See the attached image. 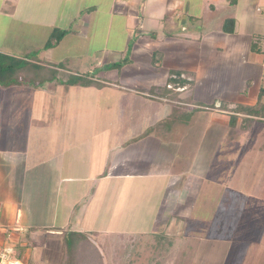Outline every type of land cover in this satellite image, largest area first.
I'll return each instance as SVG.
<instances>
[{
  "label": "rangeland",
  "instance_id": "rangeland-1",
  "mask_svg": "<svg viewBox=\"0 0 264 264\" xmlns=\"http://www.w3.org/2000/svg\"><path fill=\"white\" fill-rule=\"evenodd\" d=\"M191 1L195 16L202 14L210 26L223 25L226 20H240L245 22L240 23V28L247 31V25H250L245 18L247 14L251 18L264 16V7L258 3L253 5L251 14L245 8H235L236 0ZM110 2H79L84 5L80 7L84 16L93 11L92 6L96 3H100L97 8L100 12L93 14L92 32L85 36L81 33L78 37H69L74 25L71 29L66 25L77 12V0L58 7L60 14L55 17L49 15L50 9H43L45 13L36 17L37 22H46L39 23L43 27L22 25L13 28L3 12L0 13V54L43 62L60 71L57 80L62 77L63 84L72 87L71 93L54 98L48 111L38 102L34 108V102L29 99L34 95L32 89L16 93L15 97L20 98L12 101L14 94L8 92L12 90L0 88V118L5 121L1 124L12 129L0 131V149L15 154L21 150L31 151L37 158L41 155L43 158L51 154L43 147H51L53 172L47 185L49 194L60 184H57L60 168L56 166L62 150L68 152L69 170L64 161L62 174L71 178L78 174L86 180L84 183L60 184L61 190L67 185L73 194L72 199L66 200L67 211L76 198L85 195L88 201L72 217L71 230L81 226L87 228L83 233L99 248L103 264H264V119L253 113L238 114L234 109L240 105H229L223 100L192 105L193 98L188 99L191 90L181 93L175 101L153 98L148 102L127 93L131 88L118 90L112 99H104V95L89 89L90 79L122 82L124 74L130 73L129 49L133 40L126 46L118 33L115 36L111 33L109 39L106 37L105 20ZM210 4L216 9L211 10ZM262 22L255 29L258 36L252 41L254 46L249 61L262 65L260 82L264 90ZM44 27L51 33L56 30L67 36L61 39L59 46L51 42L53 46L44 49L50 36ZM44 50V58L39 57ZM108 51H112V57L107 56ZM170 51L173 57L176 52L172 48ZM219 52L212 49L213 60L205 61L201 67L205 73L202 75H206L202 78V91L211 82L207 78L212 72L208 66L219 57ZM207 55L201 52L203 60ZM165 60L154 61L153 67L159 68ZM110 61L115 64L114 68H110ZM98 63L103 65L102 68H98ZM253 74L245 81L246 87L256 85L258 78L252 77ZM179 77L171 72L169 82L181 83ZM136 90L132 89V92ZM184 100L189 105L183 104ZM262 104L260 108L264 112V98ZM168 112L172 119L162 121ZM235 114L237 123L232 127L230 119ZM216 117L219 118L217 122ZM175 121L181 123V127H176V135L158 142L154 148L150 140L156 139L160 132L166 133ZM157 122H160L157 130H145ZM47 129L53 133L52 137L46 136ZM101 138L103 143L100 144L98 139ZM107 138H112V202L111 208L101 209L90 200L92 188L97 184L94 175L105 169L100 168L96 158H99L98 152L109 149L104 143ZM81 152L78 163L81 167H78L75 156ZM123 160L127 168L117 166ZM42 167L33 171H45L44 163ZM126 172L133 176L141 173L144 177H121L120 180L115 177ZM42 187L46 186L38 187L37 192ZM42 202L35 201L38 205ZM65 214L66 208L56 217L58 227L66 225ZM36 216L33 215L32 220L37 223L40 219L48 224L53 222V217Z\"/></svg>",
  "mask_w": 264,
  "mask_h": 264
},
{
  "label": "crops",
  "instance_id": "crops-1",
  "mask_svg": "<svg viewBox=\"0 0 264 264\" xmlns=\"http://www.w3.org/2000/svg\"><path fill=\"white\" fill-rule=\"evenodd\" d=\"M71 1L73 2L74 0H0V13L3 12L4 18L9 19V23H11L13 28L21 27L22 25L43 27L40 24L46 22L44 20L43 22H37L38 20L36 19L40 13L44 12L43 9H50V14H48L55 17L60 14L57 12L58 7L69 4ZM80 1L82 0H77L75 5L77 12L73 14L74 18L68 20L66 24L67 27L70 25L69 29L74 25L72 33L68 34L69 37H78L81 33L82 35L91 33L93 30L92 25H94L92 21V18H94L93 14L100 12L97 9L100 7V3H96L92 6L93 11L87 13L85 16L82 15L80 7H84V5L79 3ZM255 3L264 7V0H236V6L234 7L245 8L246 11L252 14ZM247 8H251L252 10H247ZM107 9L108 12L106 13L105 20L107 39H109L111 33L114 36L118 33L123 37L126 46L132 40L133 46L129 49V55L131 56L130 73L124 74L125 80H122V82L89 80V89L104 95V99L106 97L112 99L115 93H119L118 90L123 91L124 87H126L131 88L127 93H133L141 101L148 102L149 100L153 101V98H162L163 101L166 99L175 101L181 93L191 90L188 99L193 98L194 104L192 105L203 102L214 104L216 100H223L229 105L238 104L246 107H252L258 103V95L261 89L262 65L250 62L249 58L252 46H254L252 41L255 36H258L255 29L259 27L258 24H261L264 16L251 18L250 14H247L245 18L248 24H250L247 25V31H243L240 28V23L243 25L244 21L233 20V33L230 34L223 32L224 23L223 25L219 23V26H210V23L206 22L208 20H205L202 14H198L196 17L193 10L194 4L191 0H111L108 3ZM210 9L215 10L216 8L211 5ZM64 10L67 11V9ZM80 15L82 16L80 17ZM239 18L242 19V17ZM47 27H44V29L49 36L51 31ZM66 36L67 34L63 39ZM171 48L176 52H172L173 57L171 51L168 52ZM212 49L220 51L219 57L208 66L212 70L209 76H207L211 82L205 85L206 90L202 91L200 90L204 84L202 78L206 77V75H202L204 72L201 71V67L205 61L213 60L214 57L211 55ZM202 51L208 54L204 60L201 58ZM44 52L45 50L41 52L39 57L44 58ZM106 54L112 57V51H108ZM163 59H166L164 64L162 63L159 68L153 67L154 61L162 62ZM34 63L52 69L50 68L51 66L43 62L37 63L35 61ZM97 66L98 68H102L103 65H99L98 63ZM253 71H255L254 74ZM109 72H112V70ZM171 72L180 73L179 78L183 81V85L169 82L168 77ZM250 74H253L252 77L257 76L258 80L255 86L246 87L245 81L249 78ZM63 83L64 80L60 77L59 80L45 83V87L43 88L36 89L30 86L14 85L5 89L12 90L8 91L14 94L11 98L12 101L20 98V96L15 97L16 93H21L24 90L29 92L28 90L32 89L34 95L32 94L29 99L32 101L31 103L34 102V108L38 102L48 111L51 110L50 104L54 98H61L63 94L67 95L71 93L69 89L72 87L68 88L69 86ZM75 87L76 85L73 86V88ZM0 88L2 87L0 86ZM132 89L137 90L132 92ZM244 93H248V95ZM37 94L42 99H38L40 97ZM263 98L261 102H263ZM183 102H185L183 104L189 105V102L186 100ZM166 115L162 117V121L172 119L169 116V112ZM214 119L217 122L219 118L216 117ZM2 121L3 123L5 122L3 118H0V131L12 130L11 128L2 127L4 126V124H1ZM160 122L145 128V130H157ZM172 127H174L173 131L171 128L166 133L160 132L156 136V139L150 140V142L153 141L154 148L157 147L158 142H165V139L168 137L176 135V127H181V123H177ZM45 133L46 136H53L51 130L47 129ZM151 134L154 133L151 132ZM102 140V138L98 139L100 144L103 143ZM104 143L108 145L109 149L105 148L103 152H98L99 158L96 159L97 164L101 166L100 168L105 169L104 171L99 170L94 175L97 184L96 187L92 188L91 195L93 198L90 201H93L97 208L109 209V207L111 208L110 202H112V169L114 168H112V138L105 139ZM43 150L45 152L50 151L51 154L43 158L41 155L38 159L35 156L36 153L33 155L31 151L21 150L15 154L11 151L0 149V249H12L11 256L4 264H59L62 257L61 234L64 231L79 233L87 231L85 230L87 228L83 226L71 230L72 226L70 225L72 217L77 212L79 213L88 202H86L85 195L76 198L70 210L67 211L68 204L66 200L72 199L70 196L73 194L67 185L62 190L60 188L62 185L72 184L74 181H82L84 183L86 178L78 174H76V177L74 176L75 178L66 176L68 174H62L61 168L63 167L61 164L64 161L65 167L69 170V158L66 157L68 152L62 150L59 165L56 166L60 168L57 184L60 183L61 186L59 184V187H55L52 193L49 194L47 192V185L51 179L50 173L53 172L51 169V159L53 160V156L51 147H43ZM45 154L43 155L45 156ZM81 154L82 152L78 156H75L77 162L73 159L76 163L75 165L78 167L80 166L78 163L82 157ZM49 158L50 161H47ZM43 163L45 171L37 173L33 171L37 167L43 168ZM117 166L127 168L126 161H121ZM134 176L135 179L144 177L141 173H137ZM134 176L129 174V172L115 175L119 180L121 177L132 178ZM40 186L46 187H42L37 192ZM38 200L43 202L38 205L35 203ZM64 208H66V225L58 227L56 217L60 214V210ZM33 209H37L39 212L35 213ZM46 211L49 212L46 213ZM33 215H37L38 218L46 215L53 217V222L48 224L43 219L42 221L40 219L37 223L35 220H32ZM97 232H100V230Z\"/></svg>",
  "mask_w": 264,
  "mask_h": 264
},
{
  "label": "trees",
  "instance_id": "trees-1",
  "mask_svg": "<svg viewBox=\"0 0 264 264\" xmlns=\"http://www.w3.org/2000/svg\"><path fill=\"white\" fill-rule=\"evenodd\" d=\"M233 20H226L223 25V32L233 33ZM65 32H57L54 30L44 48L48 49L59 43L64 37ZM115 65V64H114ZM111 65L110 68L115 66ZM44 66L38 65L31 61L21 60L16 57L0 54V86L8 88L14 85L30 86L32 88H40L47 82L57 80L59 71L56 69H49L44 72ZM175 75L180 76V73L175 72ZM183 82V81H182ZM178 83L183 85V83ZM75 83V82H73ZM72 84V82L70 83ZM73 85V84H72ZM264 96L263 88L260 89L258 95V103L252 107L238 106L235 112L238 114L247 115L253 113L255 117L264 119V112L262 110L261 102ZM263 105V104H262ZM178 122H173L172 126ZM237 114L230 119L231 126H236ZM168 124V122H167ZM170 124V123H169ZM172 126L169 128L171 129ZM88 235L79 232L67 231L61 234L62 257L59 264H103V260L99 256V248L93 244Z\"/></svg>",
  "mask_w": 264,
  "mask_h": 264
},
{
  "label": "built area",
  "instance_id": "built-area-1",
  "mask_svg": "<svg viewBox=\"0 0 264 264\" xmlns=\"http://www.w3.org/2000/svg\"><path fill=\"white\" fill-rule=\"evenodd\" d=\"M11 248L0 249V264H4L5 261L11 256Z\"/></svg>",
  "mask_w": 264,
  "mask_h": 264
},
{
  "label": "water",
  "instance_id": "water-1",
  "mask_svg": "<svg viewBox=\"0 0 264 264\" xmlns=\"http://www.w3.org/2000/svg\"><path fill=\"white\" fill-rule=\"evenodd\" d=\"M218 105V104H217Z\"/></svg>",
  "mask_w": 264,
  "mask_h": 264
}]
</instances>
